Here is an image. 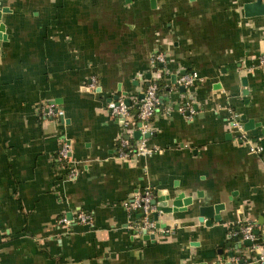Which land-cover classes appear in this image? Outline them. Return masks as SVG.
<instances>
[{
	"label": "crops",
	"instance_id": "crops-1",
	"mask_svg": "<svg viewBox=\"0 0 264 264\" xmlns=\"http://www.w3.org/2000/svg\"><path fill=\"white\" fill-rule=\"evenodd\" d=\"M251 1L0 0L10 10L0 21V264H260L264 246H242L233 259L227 238L244 223L264 238V15H244ZM156 53L166 90L146 137L154 151L120 157V138L135 146ZM181 71L196 72L193 91L171 83ZM123 92L130 125L106 108ZM50 105L62 120L44 116ZM232 110L260 124L246 130L259 152L236 138ZM145 190L200 192L224 204L221 221L178 212L145 239L139 213L123 205ZM79 212L90 221L78 222Z\"/></svg>",
	"mask_w": 264,
	"mask_h": 264
},
{
	"label": "built area",
	"instance_id": "built-area-1",
	"mask_svg": "<svg viewBox=\"0 0 264 264\" xmlns=\"http://www.w3.org/2000/svg\"><path fill=\"white\" fill-rule=\"evenodd\" d=\"M165 63V56L162 53H156L150 57V67H151V79H148V83L144 86L142 93L143 97L137 101V113L134 122H138L137 130L141 134V138L137 139L135 146L130 142L129 137H122L119 139L116 151L120 157H128L131 155H150L154 151L147 144V138L143 135L149 133L150 131V120L160 109L162 104V96L158 92L157 79H159L162 65ZM198 78L196 72L185 73L180 76L177 80V84L189 87ZM96 85V79L91 78V83L89 86L94 88ZM130 106H127L123 99L110 100L106 104V108L111 117L121 120L125 125H130ZM44 116L46 117H60L63 116V111L55 109L52 105L48 106L44 111ZM133 122V123H134ZM229 125L236 134V138L241 141H245L249 144V149L252 152H259L262 148L256 146L248 139L247 131L244 129V122L241 120L240 115L235 111H230L229 113ZM58 159L67 163L70 159V145L62 140L61 145L58 150ZM68 177L74 179L76 177V170L72 167L69 170ZM154 195L150 190L137 191L133 195L132 199L125 200L123 202L124 207L129 212H138L139 220L136 223V229L141 234L143 231L146 233H153L158 228L155 227V221L153 220V213L156 211V206L151 204V200ZM91 219L90 215L87 213L79 212L77 214L78 222H89ZM59 223L68 224L66 218L59 219ZM253 226L251 223H244L240 226L238 233L241 234L242 239L251 240L254 243L255 234L253 233ZM237 234V232H235ZM252 245V246H253ZM258 262L264 264V254L258 256Z\"/></svg>",
	"mask_w": 264,
	"mask_h": 264
},
{
	"label": "water",
	"instance_id": "water-1",
	"mask_svg": "<svg viewBox=\"0 0 264 264\" xmlns=\"http://www.w3.org/2000/svg\"><path fill=\"white\" fill-rule=\"evenodd\" d=\"M8 7H0V21L2 19V13H7L9 12ZM243 12L246 17H253V16H261L264 15V4L262 3L261 0H254L251 2H247L243 5ZM5 25L4 23H0V40H5ZM186 72L181 71L177 75H172L171 76V83L176 85L178 88V91L180 93H184L186 91V87L183 85L177 84V80L179 79L180 75H184ZM147 78H150L149 75H147ZM242 85L246 87V77H242L241 79ZM189 91H193L194 87L190 86ZM244 94H247V90H243ZM123 95L125 96L123 99V102L127 105H131V99L127 97V93L123 92ZM143 93H140L138 95V98H142ZM118 96H115L114 99H117ZM62 120V116H60ZM241 120L244 122V129L245 130H251L255 126H259V123H255L253 119H246L245 115H241ZM144 137H149V133H146L143 135ZM134 138L135 139H140L141 134L139 131H136L134 133ZM202 195L200 192L192 193L189 196H185L184 193H167L165 190H159L157 191L155 197L151 200V204L156 206V211L153 213V220L155 221V227L164 229L166 228L167 225H169L171 222L174 221V216L178 212H196L197 213V218L200 222H203L209 226L213 221L215 222H220L221 221V216H220V211L224 209V204L222 203H217V204H206L205 202L201 201ZM201 203H198L199 201ZM194 208V210H193ZM170 220V221H167ZM176 220V218H175ZM176 223V221H175ZM261 224H264V222L261 221ZM240 228L235 227L233 228L234 232H237L236 235L228 234L227 238L231 239L233 238L234 241L236 242V245L234 246V249L228 253V256L230 258H235L236 256H240L235 253V250H240L242 246L244 247H251L253 245V242L248 239H243L241 242H239V232ZM254 234H259L260 230L259 229H253ZM144 238L145 239H153L154 235L153 234H147L145 231H143ZM226 247H230L229 243L225 244ZM238 264H244L243 259H239ZM194 264H207L206 262H198ZM218 264V263H214ZM224 264H232L231 261H226Z\"/></svg>",
	"mask_w": 264,
	"mask_h": 264
},
{
	"label": "trees",
	"instance_id": "trees-1",
	"mask_svg": "<svg viewBox=\"0 0 264 264\" xmlns=\"http://www.w3.org/2000/svg\"><path fill=\"white\" fill-rule=\"evenodd\" d=\"M156 82L158 84V92L161 95L162 91L166 90L165 82L163 80H161V79H157ZM161 105H160V107H161ZM130 142L132 143L133 141L130 140ZM238 236L241 237V234L238 233ZM254 243L257 244V245H260V246H264V238L261 236L260 233L259 234H255Z\"/></svg>",
	"mask_w": 264,
	"mask_h": 264
}]
</instances>
